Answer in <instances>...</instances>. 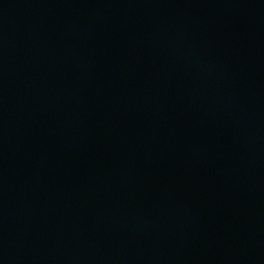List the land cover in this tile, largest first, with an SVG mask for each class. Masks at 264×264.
<instances>
[{
    "label": "water",
    "instance_id": "water-1",
    "mask_svg": "<svg viewBox=\"0 0 264 264\" xmlns=\"http://www.w3.org/2000/svg\"><path fill=\"white\" fill-rule=\"evenodd\" d=\"M0 264H264V0H0Z\"/></svg>",
    "mask_w": 264,
    "mask_h": 264
}]
</instances>
